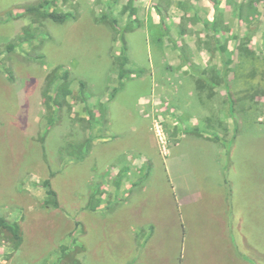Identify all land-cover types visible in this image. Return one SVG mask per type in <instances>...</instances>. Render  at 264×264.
Instances as JSON below:
<instances>
[{"label": "rangeland", "instance_id": "1", "mask_svg": "<svg viewBox=\"0 0 264 264\" xmlns=\"http://www.w3.org/2000/svg\"><path fill=\"white\" fill-rule=\"evenodd\" d=\"M39 1L0 0V218L18 224L23 236L13 250L10 236L0 231V264H73L75 259L79 264H134L115 248L128 247L133 235L146 264H177V259L179 264H226L214 253L209 235L220 218L213 213L220 199L237 184V204L262 213V228H254L257 264H264V0L249 25L230 23L227 41L237 52L227 75L228 96L206 101L207 94L204 102L198 94L180 92L176 98L180 88L171 81L165 83L168 93L160 95L159 78L164 77L153 65L161 62L163 41L165 49L175 50L176 41L184 46L170 36H176L177 23L167 35L139 22L133 32H117L101 17L118 19L123 27L128 19L122 12L130 0H56L55 7L75 17L63 25H31L24 9ZM30 25L39 28L33 41L8 52L7 44ZM121 36L127 48L123 56ZM247 37L254 56L238 50ZM123 58L125 69L143 73L120 80ZM55 69L59 75L69 72L72 95L63 108L54 109L49 127L43 89ZM122 83L123 90L109 101ZM224 101L228 110L221 107ZM88 138L93 141L88 155L74 159L69 144ZM49 179L58 209L44 206ZM97 187L103 202L89 211ZM186 195L191 202L181 207L180 227L175 200ZM137 214L147 219L132 235L128 228ZM148 218L156 221L157 236L151 237L144 224Z\"/></svg>", "mask_w": 264, "mask_h": 264}, {"label": "crops", "instance_id": "2", "mask_svg": "<svg viewBox=\"0 0 264 264\" xmlns=\"http://www.w3.org/2000/svg\"><path fill=\"white\" fill-rule=\"evenodd\" d=\"M132 1L136 11L135 14L130 17L131 20L138 21L141 26H144L146 23H151L153 27L160 29L165 35H167L169 31H173L172 25L173 23H177L176 36L173 33L170 34V36H172L173 39H181V42H184V46L181 47L180 42L176 41L179 47L174 50L172 48L165 49L168 44L163 41L164 48L162 50L157 49L160 53L161 62L156 66L152 65L154 68H157L160 71L159 74L164 77V79L159 78L160 81L163 82L160 87V95L164 94L165 96V94L168 93L165 88V83L171 81L180 88L175 91L176 98H179L178 94L180 92L189 97H195V95L198 94V101L200 100V102L205 101V95L207 94L206 101L209 100L208 96L213 97L219 95L223 98L228 96L227 86L229 85L230 78L227 75L230 73L232 59L237 50L234 51V45L231 44V40L227 41L229 38L227 36L232 29L230 23L237 22L241 26L243 24L247 26L243 22V19L238 17L239 12L237 11V7L246 3L245 0ZM260 2H262V0H260ZM255 6L259 8L258 2L255 3ZM258 11L260 12L259 9ZM124 15L127 16L126 19L129 18V12L127 14L124 13ZM214 22L219 23L220 31L217 33L213 31L212 28ZM222 27L228 30H221ZM145 31L148 32V29H145ZM160 38H162V36H160ZM223 39H225V42ZM210 41H213L215 46L211 47V45H209ZM226 54L229 55V57L225 60ZM215 59H220V62H216ZM166 61L167 63H164ZM221 87H223V89ZM221 107L223 110H228L225 101ZM230 108L231 106H229V110ZM260 120L261 119H259V121ZM197 123L198 121L193 124L196 125ZM231 179L235 183V175H232ZM236 188H239V184H237ZM236 188L234 192H227L224 200L220 199L219 206L213 212L219 214L220 218H218L216 222L214 233L209 235V238L215 241L214 253L223 259L226 264H251V262L252 264H257V260L260 261L261 258L258 259L260 253L259 250H257L258 228H254V226L262 228V213L260 217L256 213H252L254 206H252L251 210V207H244L243 204L242 206L237 204ZM229 197H231L230 201ZM260 201L263 211L264 190L260 192ZM189 202H191V200L189 201L187 195L183 197L176 196V216L178 217V225H180V227L184 226L182 223L183 220L181 219V209L184 207V204H188ZM231 203H233L232 207ZM240 206L241 208L239 209ZM144 219L140 218L137 214V219L133 221L135 227L129 226L128 228L132 235L136 232V226L141 225ZM144 224L146 227H150L151 237L155 234L157 236V230H155L157 225L155 220L148 218ZM142 229H144V227ZM128 235H130V233ZM183 236L184 235H182V237ZM250 237L253 239L252 242H250ZM136 238L137 236L134 237L133 235L129 240H126V242L129 243L128 247L119 244L115 245V248H121L123 257L126 255L129 261L133 259L134 264H146V260L144 259V256H146L145 251L142 250V248H140L141 250L138 252L136 251L138 245V240ZM181 242H184V238L183 240L181 239ZM219 248L222 249L224 254L221 253ZM241 256H244L247 261L240 259ZM185 259H187V257H182L183 262ZM179 262L180 261L177 259V264H179ZM222 262H219V264Z\"/></svg>", "mask_w": 264, "mask_h": 264}, {"label": "trees", "instance_id": "3", "mask_svg": "<svg viewBox=\"0 0 264 264\" xmlns=\"http://www.w3.org/2000/svg\"><path fill=\"white\" fill-rule=\"evenodd\" d=\"M260 0H245V4L240 5L237 7V11L239 12L238 17L240 19H243V22L246 25H249L254 18L258 15L259 11L258 8L255 6V3L259 2ZM56 0H40L39 2H36L34 4H31L24 9V14L31 17V25H38L42 26L45 21H50L58 25H63L70 19L75 17V14L73 12H64L59 10L57 7H55ZM126 11H129V18L127 23L120 27L118 19H112L110 20L107 15H104L101 17L102 22L107 23L108 26L114 31H122L123 33L133 32L137 27L135 26L138 21L131 20V16L135 14L136 9L133 7V1H129L128 5L124 7V10L122 14H124ZM252 19V21H251ZM31 25L29 27H26L23 29V33L19 35L18 37L11 40L7 46L6 50L8 52H11L15 49L17 44L22 43H31L33 39L36 36V31L39 28L36 27L34 30H32ZM213 31L216 33L220 31L219 23L214 22L212 24ZM221 30H228L224 29L222 27ZM124 36V35H123ZM121 36L122 44H123V52L122 56L126 54V40L125 38ZM251 38L247 37L246 41H241L238 44V50L246 52L249 56H254V52L251 50H248V43H250ZM117 63L119 61H116ZM128 63L127 58H123L122 61L119 62L120 67V75L119 79L124 80L127 77L135 78L138 77V75H141L143 72H140L136 74L135 72H131L127 69H125L126 64ZM58 69H55L50 75L47 77V82L45 84V87L43 89V99H44V105L46 109V118L51 119V122H48V126H52L54 122H52V119L54 117V109H61L64 107L65 102L67 101V98L72 95L71 90V84L72 80L69 77V72L64 71L62 75H59ZM85 83L80 81V90L83 93L85 89ZM124 84L122 83L119 88H116L114 92H112L109 96V101H111L116 94H119L123 90ZM103 111V110H102ZM92 116V115H91ZM92 139L88 138L82 142L79 143H72L69 144L71 149L73 150V158L77 160H83L88 155L89 151L91 150L92 146ZM52 177V176H51ZM119 187V184L117 185ZM44 187L46 189V200L44 202V206L46 208H54L58 209L60 207V202L58 198L57 192L53 189L51 185V181L46 180L44 182ZM102 192L100 190V187L95 188L93 194L90 197L89 203L87 205V210L89 211H97L103 200L101 198ZM78 226V225H77ZM0 231H5L10 237L12 249L18 250L20 245L23 241V236L21 232V228L18 224H11L6 219L0 218ZM66 248H63L64 255H68V251H66ZM73 264H79L78 260H74Z\"/></svg>", "mask_w": 264, "mask_h": 264}]
</instances>
